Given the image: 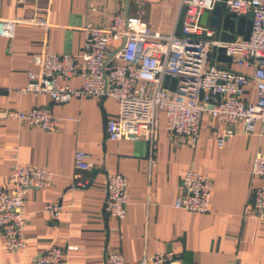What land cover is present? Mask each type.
<instances>
[{
  "label": "crops",
  "instance_id": "crops-1",
  "mask_svg": "<svg viewBox=\"0 0 264 264\" xmlns=\"http://www.w3.org/2000/svg\"><path fill=\"white\" fill-rule=\"evenodd\" d=\"M38 7L50 9V29L20 25L13 39L0 37V110L48 107L61 119L59 130L50 133L0 118V188L10 186L15 164L52 171L54 180L27 195L25 251L9 252L0 231V264H27L54 246L73 248L66 253L67 264H105L108 251L119 252L129 264H140L145 255L167 254L181 264H264V219L249 209L251 191L264 186V179L252 174L256 155H264V136L239 134L220 147L217 137L223 127L205 115L193 146L169 135L161 118L151 150L145 141L107 139V122L118 116L112 99L57 105L49 96L18 92L29 84V73L39 71L35 55L46 51L80 57L85 42L81 28L87 23L108 26L116 16H138L157 34L180 36L185 17L181 0H0V19L31 18ZM209 21L210 15L204 23ZM70 84L78 87L79 79ZM248 98L255 102L254 89ZM77 151L88 153L93 166L83 173L84 187L74 178ZM189 169L213 185L208 213L175 208L184 198ZM116 174L126 176L130 185L124 221L105 209L104 188ZM49 204L61 207L57 218L44 212Z\"/></svg>",
  "mask_w": 264,
  "mask_h": 264
},
{
  "label": "built area",
  "instance_id": "built-area-1",
  "mask_svg": "<svg viewBox=\"0 0 264 264\" xmlns=\"http://www.w3.org/2000/svg\"><path fill=\"white\" fill-rule=\"evenodd\" d=\"M220 4L225 13L238 18L252 15L250 38L236 35L233 42L221 40V30L204 23ZM185 17L181 35H160L138 16H116L108 26L87 23L84 53L35 55L38 72L29 73V84L21 94L49 96L54 104L73 100L112 99L118 104V116L109 119L107 139L113 142L145 141L151 150L158 141L161 118L166 132L185 138L196 146L205 115L223 127L218 145L239 134L264 136V0H181ZM28 25L50 29V9L37 8L31 18L0 19V37L13 39L17 27ZM223 54L231 62H221ZM236 67L237 69H235ZM166 77L176 80L175 90L165 86ZM79 79V86L70 82ZM254 89L256 100L248 96ZM0 118H15L43 131L59 130L60 118L48 107L15 113L0 110ZM74 176L78 185L86 186L84 172L92 170L89 154L77 151ZM252 174L264 179V155L254 159ZM54 173L38 167L15 164L10 171L9 187L0 188V231L9 252L27 249L25 229L26 198L31 190L52 185ZM84 180V181H83ZM184 198L175 208L205 214L209 212L213 185L195 171H186L183 179ZM129 180L116 174L105 185V209L124 221L129 204ZM250 212L264 219V186L251 191ZM59 205L44 208L57 218ZM54 246L27 264H67L66 253L72 250ZM105 264H129L115 251L104 256ZM140 264H181L172 254L146 256Z\"/></svg>",
  "mask_w": 264,
  "mask_h": 264
},
{
  "label": "water",
  "instance_id": "water-1",
  "mask_svg": "<svg viewBox=\"0 0 264 264\" xmlns=\"http://www.w3.org/2000/svg\"><path fill=\"white\" fill-rule=\"evenodd\" d=\"M209 25L212 28L221 30L220 38L224 42H233L236 35L242 36L245 40H248L252 32L253 17L249 15L247 17L238 18L234 14L225 13L223 7L217 4L212 12ZM218 60L221 62H231V59L223 54V50H221V53L218 55ZM165 86L174 91L176 80L171 77H166Z\"/></svg>",
  "mask_w": 264,
  "mask_h": 264
},
{
  "label": "rangeland",
  "instance_id": "rangeland-1",
  "mask_svg": "<svg viewBox=\"0 0 264 264\" xmlns=\"http://www.w3.org/2000/svg\"><path fill=\"white\" fill-rule=\"evenodd\" d=\"M208 16H209L208 14L205 15V17H204V21H207Z\"/></svg>",
  "mask_w": 264,
  "mask_h": 264
}]
</instances>
